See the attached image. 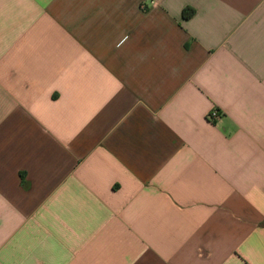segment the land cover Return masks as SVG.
Here are the masks:
<instances>
[{"label": "crops", "instance_id": "1", "mask_svg": "<svg viewBox=\"0 0 264 264\" xmlns=\"http://www.w3.org/2000/svg\"><path fill=\"white\" fill-rule=\"evenodd\" d=\"M0 264H264V0H0Z\"/></svg>", "mask_w": 264, "mask_h": 264}, {"label": "built area", "instance_id": "2", "mask_svg": "<svg viewBox=\"0 0 264 264\" xmlns=\"http://www.w3.org/2000/svg\"><path fill=\"white\" fill-rule=\"evenodd\" d=\"M222 117V113L219 110H214L210 115L209 119L211 121H216Z\"/></svg>", "mask_w": 264, "mask_h": 264}, {"label": "trees", "instance_id": "3", "mask_svg": "<svg viewBox=\"0 0 264 264\" xmlns=\"http://www.w3.org/2000/svg\"><path fill=\"white\" fill-rule=\"evenodd\" d=\"M194 11L192 9H186L184 11V18H190L193 15Z\"/></svg>", "mask_w": 264, "mask_h": 264}]
</instances>
